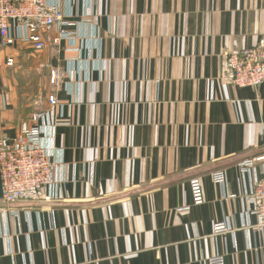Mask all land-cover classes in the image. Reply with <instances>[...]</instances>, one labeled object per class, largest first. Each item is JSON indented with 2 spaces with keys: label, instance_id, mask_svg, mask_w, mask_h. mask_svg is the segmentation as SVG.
<instances>
[{
  "label": "crops",
  "instance_id": "1",
  "mask_svg": "<svg viewBox=\"0 0 264 264\" xmlns=\"http://www.w3.org/2000/svg\"><path fill=\"white\" fill-rule=\"evenodd\" d=\"M46 2L62 6L76 34L59 52L39 51L12 29L17 43L0 49V139L30 124L19 72L33 66L63 181L9 206L12 216L0 177V264H208L218 254L264 264V227L245 205L264 176V85L234 86L221 59L264 39V0ZM49 63L64 72L60 87L48 82ZM248 159L257 162L247 174ZM194 177L205 202L180 210ZM218 222L231 230L215 235Z\"/></svg>",
  "mask_w": 264,
  "mask_h": 264
},
{
  "label": "built area",
  "instance_id": "2",
  "mask_svg": "<svg viewBox=\"0 0 264 264\" xmlns=\"http://www.w3.org/2000/svg\"><path fill=\"white\" fill-rule=\"evenodd\" d=\"M73 22L64 17L62 6L53 7L46 0H0V49L11 47L18 38L12 35L14 28L22 27L26 31V39L39 51L47 49L59 52L63 40L75 36L70 29ZM57 29L56 36L48 41L49 33ZM222 59V74L226 81L236 87H257L264 85V39L251 48L239 52L225 51ZM14 59L9 58L8 65H13ZM48 82L54 87H60L64 72L59 66L49 63ZM48 105L56 107L60 103L57 92L48 94ZM52 122L46 109H35L32 112L30 124L20 131L13 142L5 137L0 139V177L2 179V195L7 207L3 212H11L17 216L18 212L10 209L21 199L29 201L41 200L48 187L63 181L58 174L59 168L51 159L46 139L51 132ZM260 157L257 160H261ZM256 159L241 162L239 168L244 173L254 169ZM213 180L223 188L227 184V173L223 170L213 172ZM192 195L190 207L180 210H190L192 205L205 202V193L200 177H194L189 182ZM235 198V195H227ZM247 213L259 220L258 228L264 227V176L256 179L245 195ZM215 235L230 231L228 222L215 223ZM208 264H226L225 255H214Z\"/></svg>",
  "mask_w": 264,
  "mask_h": 264
},
{
  "label": "rangeland",
  "instance_id": "3",
  "mask_svg": "<svg viewBox=\"0 0 264 264\" xmlns=\"http://www.w3.org/2000/svg\"><path fill=\"white\" fill-rule=\"evenodd\" d=\"M23 68L20 70V75L22 79L19 77V82L21 85V99L24 104L31 103L30 109L32 112L39 108V104L37 101L43 100V93L41 94V86H43V79L39 76L40 74L33 66L23 65ZM19 75V76H20ZM24 85V86H23ZM27 87V88H26ZM43 98V99H42ZM37 102V103H36Z\"/></svg>",
  "mask_w": 264,
  "mask_h": 264
}]
</instances>
